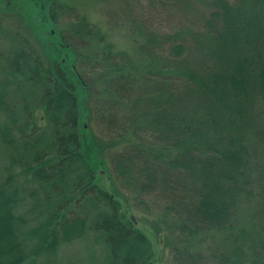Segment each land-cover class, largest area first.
Returning a JSON list of instances; mask_svg holds the SVG:
<instances>
[{
    "label": "trees",
    "instance_id": "1",
    "mask_svg": "<svg viewBox=\"0 0 264 264\" xmlns=\"http://www.w3.org/2000/svg\"><path fill=\"white\" fill-rule=\"evenodd\" d=\"M31 1L40 36L0 18V71L24 79L13 91L0 77V112L10 122L0 264L29 255L20 229L27 190L15 170L58 197L46 250L97 232L107 264H149L148 236L96 185L103 168L137 208L177 219L171 264H264V0H95L113 9L132 2L135 52L115 50L68 3ZM71 40H97L101 51L82 52ZM37 110L47 125L29 131ZM100 139L120 144L104 158ZM85 203L104 213L91 218Z\"/></svg>",
    "mask_w": 264,
    "mask_h": 264
},
{
    "label": "rangeland",
    "instance_id": "2",
    "mask_svg": "<svg viewBox=\"0 0 264 264\" xmlns=\"http://www.w3.org/2000/svg\"><path fill=\"white\" fill-rule=\"evenodd\" d=\"M64 3L72 5L76 11L80 13V17L86 19L89 23L96 25L101 32L107 37L108 43H110L115 50L123 51L128 50L135 52L137 43L140 41L139 36L133 32V29L129 23V12L136 13L134 8L129 4L127 7L120 3H117L115 9L108 5L97 3L95 0H61ZM30 6V8H29ZM36 6L33 5L31 0H19L16 4L9 5L7 0H0V18L2 22L10 29H14L17 32L25 36L34 34L40 36V31L37 29L36 24L39 23L37 16L34 15ZM124 14V20L122 22V14ZM164 20V19H163ZM163 20L159 21L161 27ZM167 24V23H166ZM57 27L66 34L72 33L71 23L67 24L64 21H60ZM84 30H88L85 26ZM95 36V34H94ZM6 48L11 45V41L3 38L2 41ZM71 44L76 49H81L82 52H89L91 49H95V52L100 53L101 44L97 41H81L71 40ZM87 44V45H86ZM90 44V46H88ZM1 45V44H0ZM2 47V45H1ZM3 63V59L0 60V64ZM0 77L6 90H16L12 87V84L18 85V81L24 82V79L18 73H10L8 71L1 70ZM23 95V93H22ZM34 99V95L30 100ZM20 108H18V112ZM10 125L6 114L0 112V177L5 176V167L8 164L4 153L2 152L5 145L4 132L7 126ZM46 119L43 118L42 111L34 112L32 123L29 127V131L33 128L46 127ZM7 134V133H6ZM4 135V138H3ZM8 135V134H7ZM11 135V134H10ZM49 139V135L46 138H42V142ZM101 143L107 144V148L104 150V158L114 148H118V144L108 143L104 139ZM112 149V150H111ZM108 163V161H107ZM14 175L15 183L23 190H27L24 196V201L20 207V214L22 215V223L20 229L22 230V236L25 243L28 246L29 255L24 264H107L108 250L103 244V235L97 232H89L85 238L77 240L75 242L64 244L57 247L54 250H46L45 247L48 243L47 236H50L51 224L49 222L50 210L58 204V197H51V189L48 187L38 188V184L33 178L32 173L24 170H15ZM96 185L111 194H114L116 199L121 203L123 211L127 218L133 220L136 226L142 230L152 242L155 256L149 264H171L170 254L172 248H174L176 236L173 235L171 225L177 223V219L171 215H165L164 213H145L140 208L135 206V200L133 195L117 190L111 176L105 168L98 170L96 173ZM33 190L35 193H33ZM84 211L91 215V218L97 217L104 213L103 210L97 208L95 205L84 204ZM41 248V251H38Z\"/></svg>",
    "mask_w": 264,
    "mask_h": 264
}]
</instances>
